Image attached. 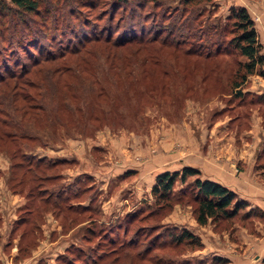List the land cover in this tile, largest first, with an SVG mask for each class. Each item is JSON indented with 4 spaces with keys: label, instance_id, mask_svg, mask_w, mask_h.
I'll use <instances>...</instances> for the list:
<instances>
[{
    "label": "rangeland",
    "instance_id": "obj_1",
    "mask_svg": "<svg viewBox=\"0 0 264 264\" xmlns=\"http://www.w3.org/2000/svg\"><path fill=\"white\" fill-rule=\"evenodd\" d=\"M157 1L164 11H173L180 0ZM239 7L253 20L264 54V0L203 3L196 24L222 33L204 45L203 51L212 53L209 58L183 56L176 63L170 52H163L146 79L136 67L139 92L133 97L125 84L111 85V99L121 115L105 113L108 122L46 133L23 149L53 166H46L37 179L28 175L22 193L10 189L11 160L0 153L2 264H63L56 258L66 248L87 249L99 239H83L87 226L97 236L116 239L108 249L136 237L139 245L130 251L143 254L152 241L150 254L161 258V264H264V78L255 71L242 79L241 65L248 60L235 50L234 21H227L230 9ZM186 166L198 169L202 179L219 169L214 173L220 183L245 206L230 219L198 224L193 176L184 183L178 179L170 198L158 200L153 192L157 177ZM56 194L68 196L67 204L78 209L68 211L62 204L63 215H57ZM25 203L27 221L9 239ZM172 228L191 231L201 246L171 244Z\"/></svg>",
    "mask_w": 264,
    "mask_h": 264
},
{
    "label": "trees",
    "instance_id": "obj_2",
    "mask_svg": "<svg viewBox=\"0 0 264 264\" xmlns=\"http://www.w3.org/2000/svg\"><path fill=\"white\" fill-rule=\"evenodd\" d=\"M213 1L180 0L173 11H164L157 0H0V153L11 160L12 192L22 193L28 175L37 179L46 166H53L23 153L31 143L39 142L46 133L53 136L59 129L108 122L106 114L121 115L111 99V85L125 84L131 92L129 97H133L139 92L138 76L149 77L150 67L159 66L163 52H170L176 63L183 56L209 58L212 53L203 51L204 45L214 36L219 39L222 33L196 23L203 16L199 6ZM74 5L86 11L81 13ZM230 20L237 32L231 42L248 60L241 65L245 70L242 79L255 71L264 78V54L253 20L244 7L231 8ZM218 52L216 49L214 55ZM138 66L141 74L136 72ZM199 174L198 169L188 166L164 172L157 177L153 192L158 200L165 201L178 179L184 183L193 176V213L200 225L230 219L245 206L235 200L233 191ZM55 197L57 215H63L64 207L68 211L78 209L67 204L68 196ZM62 204L65 206L61 208ZM28 205L19 207L9 239L26 223L22 214ZM176 230L168 233L171 244L201 246L200 238L191 231ZM86 231L83 239L97 237L98 241L87 249L71 245L56 262L119 264L127 259L128 264H161V258L150 254L155 248L152 241L143 254L131 253L139 245V238L130 237L127 243L108 249L117 243L114 237L97 236L89 226ZM24 250L20 247L19 252Z\"/></svg>",
    "mask_w": 264,
    "mask_h": 264
},
{
    "label": "crops",
    "instance_id": "obj_3",
    "mask_svg": "<svg viewBox=\"0 0 264 264\" xmlns=\"http://www.w3.org/2000/svg\"><path fill=\"white\" fill-rule=\"evenodd\" d=\"M201 170V169H200ZM219 170V169H218ZM217 170V171H218ZM217 171H214L215 173L217 172ZM214 172H212L211 171V173H213V174H211L210 172H207L205 175H204V178H206V179H210V180H212V181H215V182H217V183H220V181H219V178L215 175V173ZM221 184V183H220Z\"/></svg>",
    "mask_w": 264,
    "mask_h": 264
}]
</instances>
